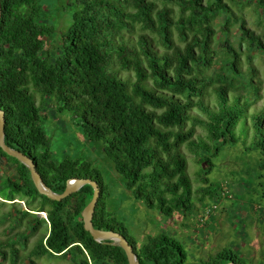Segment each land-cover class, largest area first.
Wrapping results in <instances>:
<instances>
[{
	"label": "trees",
	"instance_id": "16d2710c",
	"mask_svg": "<svg viewBox=\"0 0 264 264\" xmlns=\"http://www.w3.org/2000/svg\"><path fill=\"white\" fill-rule=\"evenodd\" d=\"M68 3L72 7L68 26L58 32L48 21L43 0H1L0 108L6 114V143L32 157L46 184L57 193L73 177L98 181L101 196L94 226L123 234L140 264H247L246 256L232 249L220 250L209 260L188 262L182 241L166 229L148 234L141 242L129 237L125 223L108 210L102 172L90 163L53 159L35 94L44 103L59 101L62 110L73 113L88 140L103 142L105 156L137 200L168 218L175 212L190 216L198 205L182 148L192 147L201 163L207 159L204 151L217 154L222 145H234L240 138L246 142L248 129L245 137L236 127L248 117L249 106L263 98L252 53L258 49L264 53V31L258 34L243 23L237 47L226 37H215L216 28L228 37L230 27L240 20L226 0ZM223 15L225 21L216 27ZM216 39L225 48L221 62L215 59L219 56ZM214 67L215 73H209ZM249 69L254 72L250 81H239ZM209 89L217 96L216 107L204 101ZM232 90L242 92L234 103L230 102ZM194 109L207 119L192 117ZM259 111L250 116L252 137L246 148L257 150L264 164V105ZM191 119L196 123L187 127ZM196 124L207 131L205 139H194ZM212 141L217 142L216 148L210 146ZM0 156L11 160L17 171L15 178H0V223L8 225L0 240V264L28 259L37 264L46 256L70 258L71 264H129L123 248L96 241L84 227L82 211L93 197L91 185L53 200L39 193L25 164L1 147ZM221 187L201 188V201L217 196ZM38 212H45L46 219ZM48 223L49 229L39 235L41 226ZM36 236L23 258L22 251Z\"/></svg>",
	"mask_w": 264,
	"mask_h": 264
},
{
	"label": "rangeland",
	"instance_id": "374dc122",
	"mask_svg": "<svg viewBox=\"0 0 264 264\" xmlns=\"http://www.w3.org/2000/svg\"><path fill=\"white\" fill-rule=\"evenodd\" d=\"M43 1L48 8V16L50 17L48 21L56 25V31L59 32L66 28L72 9L68 5L69 0ZM226 1L230 3L235 17L237 16L240 20L230 27L228 37L222 34L218 28H216L215 37H226L229 39V43L237 47L242 35L240 25L243 23L245 27L255 30L256 33H263L264 13L261 12V6L264 7L263 0H259V2L258 0ZM225 19L224 15L219 17L216 27H220ZM176 39L178 44L183 45V43H179L178 38ZM245 46V42H242V51L246 54L248 51ZM214 47L219 53L215 59L221 62L220 57L225 48L218 39H216ZM258 51L259 49L252 53L253 65L257 71L255 81L261 88L259 93L263 98L249 106L248 117L246 120L242 119L236 127L237 132L244 133L245 137L246 129H248L249 137L246 142L240 138L234 145H222L217 154H214L215 151L213 150L204 151L203 149L201 155L204 151L207 159L201 163L192 147L185 144L182 148L188 161V174L193 182V199L196 206L198 205V209L186 217L184 221L180 219L182 215L179 212H175L168 218L158 208H148L143 201L137 200L132 192L127 189L124 176L115 170L112 161L105 156L102 150L103 142L88 140L77 126L73 113L67 109L62 110L60 102L55 99H49L44 103L39 93H36L35 98L42 108L40 124L50 138L53 159L58 162L69 159L76 160L80 164L90 163L91 168L99 169L102 172L108 210L125 223L128 236L131 238L141 242L146 240L148 234L156 235L162 232V229H166L180 238L183 247L186 249L188 262L193 263L201 259L209 260L220 250L232 249L241 252L243 256L245 255L247 264H264V164L257 150L247 149L250 148L252 137L250 116L260 109L262 110L264 105V53ZM243 58L246 59V56L244 55ZM215 67L211 68L212 72L209 73L214 74ZM253 74L254 72L249 69L246 73H241L239 81H250ZM131 75L134 76L133 73ZM207 91L204 101L211 107H216L217 96L212 90ZM241 93L240 91L235 93V90H232L230 102H236V97ZM250 100H255L253 95ZM243 102L244 99H242ZM190 115L207 119L206 115L199 109L191 110ZM194 123H196L195 120L191 119L188 121L187 127H191ZM195 129L194 139L196 141L200 137L204 139L207 137L208 133L204 127L196 124ZM210 143L212 148H216V141ZM16 172L15 164L6 157L0 156V178L4 179L5 176L15 178ZM206 178L208 182L205 180ZM3 182L4 180H2ZM211 185H221L222 191H218L216 197H204L203 200L207 204L210 203L211 215L207 221L203 220L202 222L201 216L206 208L204 207L202 211L200 209L202 205L199 202H203L201 201L203 194L200 189ZM223 188L226 194L223 193ZM0 201H3L1 197ZM15 201L20 202V207L27 209V204L24 201L18 199ZM7 207L3 209H7ZM246 212H248V217H244ZM1 213L2 211H0ZM37 214L46 219L45 212H38ZM214 215L215 217H213ZM6 224L0 223V240L5 238L2 232H5ZM46 229H49V223L46 226H41L39 235ZM38 238L39 236L30 238L27 249L23 248V244L18 245L24 249L22 251L23 258L26 259ZM67 259L70 258L46 256L37 259V264H71ZM19 264H30V259L25 262L21 261Z\"/></svg>",
	"mask_w": 264,
	"mask_h": 264
},
{
	"label": "water",
	"instance_id": "95a60500",
	"mask_svg": "<svg viewBox=\"0 0 264 264\" xmlns=\"http://www.w3.org/2000/svg\"><path fill=\"white\" fill-rule=\"evenodd\" d=\"M1 17H2V5L0 0V19ZM5 116H6L5 111L2 108H0V147L9 156L15 157L21 163L25 164L29 168L32 180L36 188L38 189L39 193L46 195L47 197L53 200L60 201L64 198H67L72 193L79 191L85 185H91L94 190L93 197L82 211V218L84 221L85 229L91 233V235L96 241H106L111 243L112 245L123 248L126 252L129 264H140L138 256L134 251L133 245L123 234L115 230H105V229L96 228L94 226L93 218L98 201L101 196V188L98 181L91 178L73 177L67 181L66 189L62 193H57L54 190H52V188L46 184L42 175L38 171L34 159L29 155H27L26 153L14 147H11L6 143ZM226 264H237V263H235L234 261H230Z\"/></svg>",
	"mask_w": 264,
	"mask_h": 264
},
{
	"label": "built area",
	"instance_id": "2783aa9c",
	"mask_svg": "<svg viewBox=\"0 0 264 264\" xmlns=\"http://www.w3.org/2000/svg\"><path fill=\"white\" fill-rule=\"evenodd\" d=\"M223 193L226 194L224 190H223ZM205 208H206V210L204 211V214L201 216V221L202 222H203V220L207 221L210 218V215H211V207H210V205L205 207ZM214 208H216V206H214Z\"/></svg>",
	"mask_w": 264,
	"mask_h": 264
},
{
	"label": "crops",
	"instance_id": "0c3cea01",
	"mask_svg": "<svg viewBox=\"0 0 264 264\" xmlns=\"http://www.w3.org/2000/svg\"><path fill=\"white\" fill-rule=\"evenodd\" d=\"M223 190H224V189H223ZM228 198H229V197H228ZM199 203H201V205H202L201 208H200L201 211L204 209V207H207V206L210 205V203L208 202V204H207L206 201L199 202ZM218 212H219V211H218ZM199 214H200V213H199ZM199 214H197V215H199ZM246 216H247V217L249 216V215H248V212L245 213L244 217H246ZM186 217H189V216H186ZM186 217H182V216H181L180 219H181L182 221H184ZM213 217H215V215H214ZM168 226L170 227V225H168Z\"/></svg>",
	"mask_w": 264,
	"mask_h": 264
}]
</instances>
